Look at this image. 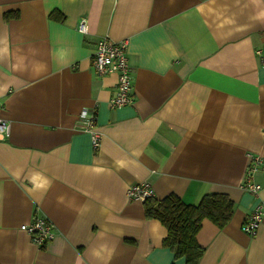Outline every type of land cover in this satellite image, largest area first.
<instances>
[{
	"label": "crops",
	"instance_id": "obj_1",
	"mask_svg": "<svg viewBox=\"0 0 264 264\" xmlns=\"http://www.w3.org/2000/svg\"><path fill=\"white\" fill-rule=\"evenodd\" d=\"M102 37L127 40L130 105L111 107L116 74L93 70ZM256 49L264 0H0V114L9 126L0 139V264H172L166 228L126 194L144 182L157 199L233 200L222 228L203 220L197 264H264V218L255 234L241 229L264 202ZM83 109L95 111L96 149L79 129ZM252 154L261 157L257 193L242 186ZM35 213L55 233L42 246L21 228Z\"/></svg>",
	"mask_w": 264,
	"mask_h": 264
},
{
	"label": "built area",
	"instance_id": "obj_2",
	"mask_svg": "<svg viewBox=\"0 0 264 264\" xmlns=\"http://www.w3.org/2000/svg\"><path fill=\"white\" fill-rule=\"evenodd\" d=\"M77 29L81 33L87 32V23L84 19L80 20ZM255 54L261 65H264V49H256ZM92 67L97 76L107 74H116L115 92L109 99V105L113 108L130 105L134 101L131 92V72L127 57V40L122 39L115 41L109 37H102L97 40L92 55ZM79 117L81 125L79 129L88 132L91 135V142L96 149L101 140V134L96 130V117L94 110L83 109ZM9 135V126L7 121L0 114V139ZM261 157L256 154L249 155V163L247 166L243 188L252 193H257L261 186L254 182L253 176L259 165ZM130 199H142L153 196V191L149 184L139 183L130 186L126 191ZM262 218H264V202L258 204L248 215L241 229L247 234H255ZM31 236L32 241L42 246L53 240L55 233L52 222L38 213L33 215L30 224L22 225Z\"/></svg>",
	"mask_w": 264,
	"mask_h": 264
},
{
	"label": "trees",
	"instance_id": "obj_3",
	"mask_svg": "<svg viewBox=\"0 0 264 264\" xmlns=\"http://www.w3.org/2000/svg\"><path fill=\"white\" fill-rule=\"evenodd\" d=\"M57 15H60L57 11L52 12V16L58 18ZM142 204L145 218L156 219L166 228L163 244L173 252L172 264L179 258L185 264H197L204 253V247L197 241L203 220L208 219L222 228L234 206L227 194L218 192L205 194L196 205L183 202L174 193L161 199L146 197Z\"/></svg>",
	"mask_w": 264,
	"mask_h": 264
}]
</instances>
